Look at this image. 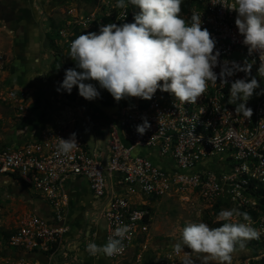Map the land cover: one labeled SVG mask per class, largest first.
I'll return each mask as SVG.
<instances>
[{
	"label": "built area",
	"instance_id": "2783aa9c",
	"mask_svg": "<svg viewBox=\"0 0 264 264\" xmlns=\"http://www.w3.org/2000/svg\"><path fill=\"white\" fill-rule=\"evenodd\" d=\"M219 2L194 0L190 16L192 10L202 14L201 27L207 28L215 39L221 62L243 64L247 60L252 64L247 78L259 77L264 85V77L258 74L259 53L249 55L235 25L237 13L220 4H211ZM137 13L128 6L125 16L124 9L114 8L104 16L92 14L87 23L99 34L100 27L109 23H133ZM181 16L190 18L182 13ZM1 60L2 57L0 68ZM214 71L219 73L220 67ZM242 78L245 73L238 72L227 78V85L220 84L219 80L215 86L209 82L197 104L181 105L173 94L159 89L151 100L135 98L136 107L131 97L123 99L117 117L108 123L107 138V169L110 175L120 176L119 186L123 191L119 193L109 191L102 159L91 154L82 142L77 140L80 145L70 154H57L59 138L65 139L67 126L76 121V116L74 121L49 132L42 142L0 148V176H17V181L54 209L50 220L33 213L21 219L7 239V246L25 256H8L0 264H48L34 256L42 254L52 258L69 232L62 186L71 177L87 179L95 197L108 199L99 213L107 223L106 241L118 225L130 226L128 238L123 242L125 251L107 257L110 260H124L132 255L134 264H143L142 253L147 248L153 221L152 204L163 197L184 196H196L209 204L224 202L249 213L252 227L261 230L259 239L251 241L262 250L260 256H264L263 197L259 194L264 191V94H256L254 101L247 102V107L253 110L250 119L237 115L235 105L228 104V94L231 82ZM0 99L7 105H15L19 112L27 109L28 97L23 90H8ZM142 117L147 118L151 127L140 135L136 126L143 123ZM138 148L151 150L160 159L171 161L172 167L157 165L149 157L134 156ZM136 197L147 199L148 203H138ZM179 259L180 255L172 248L164 251L159 264H176Z\"/></svg>",
	"mask_w": 264,
	"mask_h": 264
},
{
	"label": "clouds",
	"instance_id": "9594fccd",
	"mask_svg": "<svg viewBox=\"0 0 264 264\" xmlns=\"http://www.w3.org/2000/svg\"><path fill=\"white\" fill-rule=\"evenodd\" d=\"M129 4L139 8L133 23H109L100 27L99 34H80L70 42L68 56L76 66L65 70L58 92L71 94L75 86L81 97L92 101L100 97L96 86L88 82L95 81L117 103L130 97L151 100L159 89L173 94L181 105L197 104L209 82L215 86L219 80L227 85L228 77L243 72L245 78L231 82L228 104L235 105L237 115L251 118L253 110L247 102L260 88L255 76L247 78L252 64L247 60L243 64L221 62L215 39L201 27L202 14L192 10L186 20L181 16L182 0H117L115 7L124 9L126 16ZM211 4L237 13L235 25L243 44L249 55L259 53L258 74L264 77V0H220ZM218 66L219 73L214 71ZM255 94H264V89ZM142 120L136 126L140 135L151 127L146 117ZM79 145L73 132L68 139L59 138L57 154H70ZM217 220L224 223L210 228L204 222H189L183 227L180 239L172 245L177 255L183 254L181 264H232V253L261 235V230L252 227L250 214L236 207L222 209ZM129 231L130 226L118 225L105 244L90 242L86 251L91 256L121 255Z\"/></svg>",
	"mask_w": 264,
	"mask_h": 264
},
{
	"label": "crops",
	"instance_id": "0c3cea01",
	"mask_svg": "<svg viewBox=\"0 0 264 264\" xmlns=\"http://www.w3.org/2000/svg\"><path fill=\"white\" fill-rule=\"evenodd\" d=\"M40 10V0H0V25L3 26L0 27V53L9 55L8 75L10 81L19 87V90L26 92L28 97L25 112L17 111L15 105H7L9 108L5 109V114L0 112V148L20 147L26 143L42 142L49 132L54 131L64 123L74 121V115L81 117L80 120H85L83 110H74V108L64 103L60 94L61 91L56 90L62 83V76L60 72L51 69V61L47 60V57H41V32L36 23V15H39ZM75 66L74 62L73 68ZM88 82L92 83L94 81ZM73 92V95L81 102L84 103L85 101L92 106H86L87 114L97 129L92 133L81 132V135L87 134L88 138L91 134L94 137L91 140L93 141V153L103 160L105 154L104 152L98 153L96 135L102 133L104 137L105 131L100 128H108L109 121L115 119L118 112L110 117L100 111L96 115L93 113L95 109H101L102 105L111 104V98H114L106 94L103 88L99 91L103 94L99 97L100 101L98 99L85 100L79 95L78 87L74 86ZM104 98L107 100L103 101ZM135 101V98H131L133 107L137 106ZM118 104L120 106L122 100ZM76 126V121L68 124L67 131L64 134L65 139H68L70 134L75 132L77 140L89 149L86 140L78 135ZM82 128L87 127L83 125ZM102 142L103 140L101 146ZM128 143L124 140L125 145H128ZM133 155L149 157L157 165L172 167L171 161L160 159L151 150L138 148L134 150ZM2 177L12 185V197H6L4 202L9 208L10 218L15 220L18 225L21 219L30 213L37 214L47 220L52 218L54 209L46 200L34 193L31 194L28 190H24L23 188H27L20 181H15L9 176ZM107 180L109 191L113 190L117 193L123 191V188L119 186L120 176L118 174L109 175ZM62 193L66 200L64 215L69 232L64 236L52 258L41 254L34 256L35 259L48 264H134L132 255L124 260L113 261L103 255L91 256L86 251L87 244L90 242L97 245L106 243L107 223L106 228L102 230L99 225L88 218L89 215H94L95 212L100 213L107 204L108 199L95 197L89 181L83 177L67 179L63 183ZM135 201L148 203L147 199L140 197H136ZM95 215L101 218L100 214ZM155 229L152 224L150 234L153 230L158 233ZM23 255L22 252L11 250L8 246L6 248L5 246L0 247V260L8 256L20 257ZM151 255L148 253V256L145 257L150 261Z\"/></svg>",
	"mask_w": 264,
	"mask_h": 264
},
{
	"label": "rangeland",
	"instance_id": "374dc122",
	"mask_svg": "<svg viewBox=\"0 0 264 264\" xmlns=\"http://www.w3.org/2000/svg\"><path fill=\"white\" fill-rule=\"evenodd\" d=\"M183 1V0H182ZM41 2V12L39 15H36V23L39 25L43 16L42 25L44 27V32L47 36H50V39L46 38L44 44L45 52H41V57H47L51 61L54 71L59 72L58 66L54 65L56 57L60 59L63 56H67L70 50V42L75 39L80 34H86L88 32H93V27L91 24L87 23V19L94 13L104 16L106 12L112 11L117 3V0H40ZM131 4H129L130 6ZM134 7L136 12H139V8ZM2 25H0L1 27ZM3 27V26H2ZM42 40V34H41ZM2 57L1 63L2 68H0V95L4 94L11 89H19L15 86L9 78V55L6 53H0ZM71 59V58H70ZM63 60V59H62ZM72 63L74 61L71 59ZM53 70V69H52ZM260 84V88L255 90V93H260L264 88V85L260 81V78H256ZM98 91H101L99 84L97 82H92ZM21 89V88H20ZM101 89V90H100ZM74 93V92H73ZM71 94L72 99H76L77 102L83 106L88 105L92 107L91 104L87 102H81L76 96ZM252 96L254 98L256 94ZM103 94L100 93V96ZM107 98V97H106ZM250 99L254 101L253 99ZM100 101V98H97ZM102 100V99H101ZM107 99L104 98L103 101ZM111 104L109 105H100L101 109H95L93 114H97L98 111L104 113L107 116L115 115L119 112V104L112 99ZM65 103V102H64ZM66 104V103H65ZM68 105V104H66ZM7 104L0 99V112L5 114V109ZM79 109V108H78ZM82 110V109H80ZM89 111V110H88ZM92 111V109H91ZM90 111V113H91ZM93 112V111H92ZM118 114V113H117ZM92 117V113L90 114ZM98 153L103 152L101 141L103 140V134L98 133ZM100 159V158H99ZM24 190H28L23 188ZM12 185L10 182L5 181L2 176H0V247L3 248L7 246L8 236L15 231L17 223L15 220L10 218L8 214L9 208L4 202L6 197L11 198ZM14 191H16L14 189ZM31 194L32 192L28 190ZM153 205V228L155 227L156 232L153 230L147 240V248L143 249V264H159L164 251L172 249L173 243L180 239L181 230L183 227L189 223H200L204 222L209 224L217 221V216L215 215V209L217 203L209 204L198 200L196 196H184L178 198H168L163 197L159 199L156 204ZM234 206L224 204L217 207L220 211L222 209H231ZM93 223L99 225V227L104 230L106 228V221L102 218H99L96 215H89L88 218ZM240 220V218H239ZM241 221V220H240ZM185 251H189L187 248ZM151 255V260L145 256ZM262 253L261 249H256L253 247L246 246L244 249H237L232 253V264H249L257 260L255 254ZM183 254L180 255V259L176 264H181ZM1 262V260H0ZM199 263V261H197Z\"/></svg>",
	"mask_w": 264,
	"mask_h": 264
},
{
	"label": "water",
	"instance_id": "95a60500",
	"mask_svg": "<svg viewBox=\"0 0 264 264\" xmlns=\"http://www.w3.org/2000/svg\"><path fill=\"white\" fill-rule=\"evenodd\" d=\"M44 17L45 16H43L42 17V19H41V22L39 23V31L41 32V34H42V40H41V49L42 50H44V44H45V41H46V38H47V34L44 32V27H43V25H42V21H43V19H44ZM60 74H61V76H62V80H61V82L63 81V73L62 72H60ZM61 94V96H62V98H63V100H64V102L66 103V104H68L69 106H71L72 108H74V110L75 109H82L84 112H85V116H84V119L85 120H80V118L81 117H76V130H77V133H78V135H80V137L83 139H85L86 140V142H87V144H88V146H89V150H90V153L91 154H93V141H91V140H93V136L90 134V137H88L87 138V134H83V135H81V132H86V133H92V131H94V130H96L97 128L92 124V122H91V120H90V116L87 114V109L85 108V106H83L82 104H80V103H77V102H73L72 100H70L67 96H65L62 92L60 93ZM136 102V101H135ZM74 116H76V115H74ZM85 126L86 125V127L87 128H82V126ZM101 130H104L105 131V135H104V137H103V142H102V150H103V152H104V154H105V156H104V158H103V160H102V162H103V166H104V168H105V175L107 176V177H109V171H108V169H107V155H108V150H107V138H108V128H106V127H101L100 128ZM89 136V135H88ZM95 214H99V213H97V212H95L94 213V215Z\"/></svg>",
	"mask_w": 264,
	"mask_h": 264
},
{
	"label": "trees",
	"instance_id": "16d2710c",
	"mask_svg": "<svg viewBox=\"0 0 264 264\" xmlns=\"http://www.w3.org/2000/svg\"><path fill=\"white\" fill-rule=\"evenodd\" d=\"M193 4H194V0H183L182 1V5H181V7H182V12L181 13L184 14V15H189V17H190V10H191ZM129 8L131 10H134L135 9L131 5L129 6ZM47 39H50V36L49 35L47 36ZM54 65L58 66L59 72H62L63 73V79H64V75H65V70L68 69V68H73V63H72V61H71V59L69 58L68 55L67 56H63L61 59L59 57H56V60L54 61ZM52 68H53V66H52ZM53 70H54V68H53ZM61 92L70 99L71 98V94L73 93V89L71 91V94H68L66 91H63V90H61ZM72 100L73 101H76V99H72ZM11 177L15 181L18 180V177L15 176V175H11ZM259 194H261L262 197H263V199H261L262 200L261 201V203H262L261 204L262 205L261 206V209L264 210V191L261 190L259 192ZM224 204H227V203H224V202L217 203L218 206H216V209H215V211H216L215 212V215L216 216H218V214L220 212V210L217 207H219V205H224ZM255 215H256V213L253 212L252 213V216H255ZM222 223H224V222L217 220V221H214L213 223L210 222L208 225H209L210 228H214V227H219ZM10 236H11V234L8 236V238ZM255 245L256 244L254 242L249 241V242H247V245L246 246H248V247H253L254 246L256 249H258ZM255 258H258V259L255 260V261H253V262H250L249 264H264V256H259L258 254H255Z\"/></svg>",
	"mask_w": 264,
	"mask_h": 264
},
{
	"label": "flooded vegetation",
	"instance_id": "af4514ba",
	"mask_svg": "<svg viewBox=\"0 0 264 264\" xmlns=\"http://www.w3.org/2000/svg\"><path fill=\"white\" fill-rule=\"evenodd\" d=\"M42 8V7H41ZM45 48V47H44ZM41 52H45V50H41Z\"/></svg>",
	"mask_w": 264,
	"mask_h": 264
}]
</instances>
